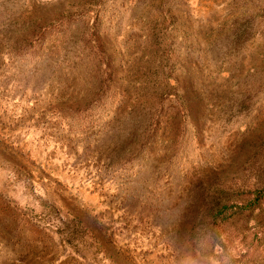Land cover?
I'll return each instance as SVG.
<instances>
[{"label":"rangeland","instance_id":"rangeland-1","mask_svg":"<svg viewBox=\"0 0 264 264\" xmlns=\"http://www.w3.org/2000/svg\"><path fill=\"white\" fill-rule=\"evenodd\" d=\"M0 264H264V0H0Z\"/></svg>","mask_w":264,"mask_h":264}]
</instances>
